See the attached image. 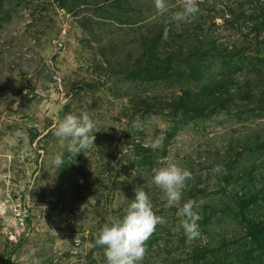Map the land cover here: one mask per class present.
Masks as SVG:
<instances>
[{
	"label": "rangeland",
	"instance_id": "374dc122",
	"mask_svg": "<svg viewBox=\"0 0 264 264\" xmlns=\"http://www.w3.org/2000/svg\"><path fill=\"white\" fill-rule=\"evenodd\" d=\"M260 1L198 0V12L178 31L186 34L199 26L194 35L205 38L208 47L224 52L245 50L252 57L258 41L264 40V31L257 37L250 32L252 23L235 21L232 10L243 3V10L250 13ZM167 2L173 11L178 10L177 0ZM2 6L0 264H106L103 248L95 250L96 262L89 257L95 236L108 215L123 214L134 199L131 190L146 184L156 215L164 218L160 230L173 226L171 233H179L182 218L176 215L178 209L165 207L162 191L151 183L154 172L147 174L135 167L128 139L144 144L159 140L157 149L165 151V157L156 168L175 163L192 172L181 204L200 196L201 203H227L231 190L220 194L216 177L221 174L213 176L211 170L222 165L226 174H234L253 161L255 155L246 152L237 164L229 165L241 152L237 142L244 141L252 128L264 129V115L258 117L256 105L246 104L250 89L246 84L259 78L253 92L264 84V64L259 65L262 75L251 65L233 77L232 65L222 66L225 79L230 76L241 88L234 105L182 126L166 144L174 118L169 110L152 113L151 106L154 95L171 97L175 90L168 84L142 83L131 76L164 19L156 12L154 0H4ZM183 44H190L188 37ZM220 67L212 68L217 76ZM82 112L89 114L94 131L98 130L93 133L94 145L76 153L65 176L62 164L54 161L58 156L64 159L68 151L53 129L66 114L79 116ZM107 162L113 163L112 179L118 182L112 188L107 184ZM254 173L262 187L264 164ZM258 211L264 214V204ZM227 223L224 228L239 231L235 223ZM214 228L220 232L221 223L217 221ZM166 238L164 233L162 242ZM161 259L150 264H161Z\"/></svg>",
	"mask_w": 264,
	"mask_h": 264
},
{
	"label": "trees",
	"instance_id": "16d2710c",
	"mask_svg": "<svg viewBox=\"0 0 264 264\" xmlns=\"http://www.w3.org/2000/svg\"><path fill=\"white\" fill-rule=\"evenodd\" d=\"M3 1L0 0V14L4 12ZM121 1L115 0V3ZM242 4L238 5L237 10H232L233 13H236L234 20L239 22L244 19L245 23L251 22L250 32H255L259 37L264 31V0L262 3L260 1V5L251 10L250 13L246 12L245 8L243 10ZM120 21L121 23H130L128 20ZM161 23L157 35L149 38L148 49L143 54L138 69L132 70L131 76L142 83L168 84L170 89L175 90L171 97L154 95L156 101L151 106L152 113H162L169 110L174 118V124L170 126L165 138L167 144L182 126L199 120L202 116L229 109L234 105L235 96L241 88L236 86V81L232 83L230 76L229 80L225 79L222 66L225 64L232 65V70L230 68L232 77L240 70L244 72L247 68L250 69L251 65L258 75L263 74V67L259 65L264 64V40L258 41L259 46L253 51V56L248 57L244 54L245 50L224 52V49L208 47L205 38L194 35V30L199 26H196L191 32L187 31L186 34H183L185 32L179 33L178 30H175L174 25L170 26L171 30L168 37L164 39L165 25L163 20ZM186 37L190 41L188 46L183 44ZM176 39L179 42L171 45L170 42H176ZM234 61L237 63L234 64ZM215 65L221 66L219 68L220 76H217L212 70ZM258 79L254 77L246 84L250 87L247 92L246 104L249 106L251 104L256 105V109H259L257 116L262 117L264 115V84L260 85L256 92H253L252 89L253 84L257 83ZM48 123L51 124L52 120H49ZM36 135L31 136L32 140ZM243 140L237 142L236 147L241 152H238L234 162L231 160L229 165L237 164L239 156L246 152L255 155L253 161L245 163L234 174L230 172L216 177L221 190L220 194L231 190L227 203L223 202V198L219 204H215L213 200H205L201 203L199 201L203 199V196L192 198V192L188 194V198L191 197L196 202L198 201V207L194 210L201 216L198 221L201 238L188 240L183 228L179 233L172 234L173 226H166L160 230L161 227L158 224L155 232L146 242V254L142 264H150L153 261H158L159 258H162L161 264H168V262H170L169 264H264V214L258 211V208L264 204V185L262 187L257 185L256 174L254 173L259 165L264 164V129L258 131L256 128H252L250 134ZM126 145L131 148L130 151L136 159L137 165L135 167L147 174H151L160 160L165 157L163 156L165 151L145 147L146 144L141 140H133L132 142L128 139ZM121 151L123 152L122 149H120ZM75 157L76 154L73 155L70 152L64 155L62 171L65 176L70 172ZM118 163L123 171H126L127 168L123 161ZM112 168H114L113 163L107 162L105 171L108 175L107 184L109 188H112L114 184L118 185V182L112 179ZM231 183H233L232 188H228ZM146 185L150 186L149 184ZM147 186L141 189L149 196ZM135 189L136 186L131 190L134 197ZM195 189H197L196 186L192 190ZM155 207L153 206L154 212ZM155 214L157 213L155 212ZM227 220L235 223L234 225L239 228V231L232 233L226 227L224 228L225 224H228ZM217 221L221 223V230L218 233L215 232L214 228ZM164 233L169 238L162 242ZM216 235L220 239H217ZM98 248L103 247L94 245L89 253V257L95 262L93 256ZM162 255L164 256L162 257ZM178 255L179 258H177Z\"/></svg>",
	"mask_w": 264,
	"mask_h": 264
},
{
	"label": "clouds",
	"instance_id": "9594fccd",
	"mask_svg": "<svg viewBox=\"0 0 264 264\" xmlns=\"http://www.w3.org/2000/svg\"><path fill=\"white\" fill-rule=\"evenodd\" d=\"M178 10L173 11L167 0H154L156 12L164 17V39H167L175 26L176 30L198 12V0H177ZM138 130L140 129L137 126ZM95 124L87 112L79 116L66 114L54 126L53 135L65 145L68 152L75 155L94 145ZM65 141L67 142L65 144ZM160 146L159 140L146 144L156 150ZM57 165L63 163V157L58 156L54 161ZM151 183L158 187L162 199L166 201V208H177L176 215L181 217V227L188 240L201 238L198 221L201 216L194 209L197 202L188 199L181 204L184 192L188 189V181L192 179V172L175 163L155 168ZM213 176L226 174L222 165L212 168ZM207 176V173L204 174ZM164 218L156 215L153 204L143 189H135V197L124 210L122 216L108 215L106 222L95 236V244L103 247L106 264H140L146 254V242L156 230L158 224H163Z\"/></svg>",
	"mask_w": 264,
	"mask_h": 264
}]
</instances>
